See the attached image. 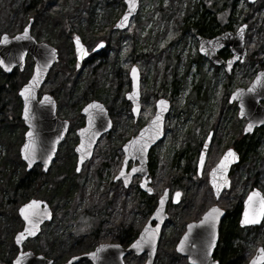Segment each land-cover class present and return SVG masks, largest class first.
<instances>
[{
	"label": "rangeland",
	"instance_id": "rangeland-1",
	"mask_svg": "<svg viewBox=\"0 0 264 264\" xmlns=\"http://www.w3.org/2000/svg\"><path fill=\"white\" fill-rule=\"evenodd\" d=\"M220 1L205 0V4L211 7L213 3ZM180 2L182 17L193 13L199 15L202 10V7L200 11L196 10L199 0ZM174 3L175 0H140L142 15L136 16L127 30L130 35L134 28H138L145 44L144 52L164 53V61L159 60L157 65L170 66L173 72L165 77L164 73L158 75L155 65H152L150 71L145 70V64L141 65L144 109L135 119L125 94L131 89L129 69L133 63L140 66L137 62L140 58L130 56V41L122 38L121 32L113 28L114 22L123 12L124 0H0V34L13 35L33 19L32 35L38 41L48 42L58 49L60 62L52 68L39 94L51 92L57 101L58 116L70 120V130L48 171L44 172L42 166L38 165L27 172L25 163L19 159L26 126L22 125V100L18 91L32 74L34 61L32 56H28L25 68H16L11 74H6L0 67V264H12L18 248L10 238L23 226V222L19 224L17 211L22 203L32 197L47 201L53 210V218L42 226L37 237L24 244V248L45 254L54 260V264L65 261L66 253L70 250L84 252V246L91 250L100 242L94 241L93 237L101 231L100 212L89 210L83 215L91 196L111 194L117 190L121 194L120 200L128 201L129 223L134 221L141 226L148 216V210L151 211L146 203L148 197L139 192L136 181L129 193L119 190L117 183L113 181L117 173L114 163L122 161L121 148L124 142L134 136L153 116L154 105L151 100L155 90L162 92L158 96H169L173 100V107L165 120L164 139L152 151L151 167L157 180L161 171L167 174L165 176L171 177L181 169L187 152L197 147L204 127L207 129L217 121L223 129L225 118L231 120L235 108L226 99L235 87L243 85L253 76L248 77L245 62L236 66L229 75L223 68H216V65L201 56L198 53L196 34L186 32L180 36L174 29L176 26L180 31L182 25L176 23L180 5ZM259 7L264 8V0H258L252 5H246L245 0H235V10L229 16L230 20L227 21L225 11H220L217 15L221 25L227 24L221 31L236 29L248 13ZM192 17L188 24L196 20V17ZM132 27L134 28L131 29ZM74 35H79L90 50L100 40L107 43L103 50L91 54L79 69H75L72 44ZM247 37L250 40L249 45L246 43L249 49L255 44V40L250 39L249 29ZM65 65H68L70 71H74L71 75L63 74L60 67ZM256 65L258 69L264 68V58L258 60ZM167 68L166 72L169 70ZM254 68L255 74L257 67ZM65 77L69 78V82H64ZM171 77L175 82L174 87L171 86ZM91 99L105 104L111 115L113 128L105 139H99L94 151L95 160L101 156L106 165L90 172V168L95 165L92 163L89 169L83 171L82 168L77 173L74 170V146L78 141L76 129L83 123L81 108ZM253 137L259 143L249 154L248 163L237 175L234 203L239 201L246 184L255 174L257 185L264 194V130L257 135L255 133ZM166 158L168 166H165ZM70 165L76 177L69 173ZM82 171L84 176L81 175ZM66 175L70 176V180L65 178ZM22 178L26 182L23 180L24 184L18 186ZM195 183L194 180L189 182L192 185L185 196L189 190L198 193ZM83 188L87 190L85 194H82ZM156 190H159V186ZM106 210L107 214L105 209L101 211L106 216L105 220L112 219L117 227L120 223L110 218L113 210ZM118 212L119 210H115L113 213Z\"/></svg>",
	"mask_w": 264,
	"mask_h": 264
},
{
	"label": "water",
	"instance_id": "water-1",
	"mask_svg": "<svg viewBox=\"0 0 264 264\" xmlns=\"http://www.w3.org/2000/svg\"><path fill=\"white\" fill-rule=\"evenodd\" d=\"M248 2L250 4H254L257 2V0H248ZM124 4H125V8H124L123 13L116 20V22L114 24V29L119 30V31H122V30L129 27L132 18L137 14V12L139 10V0H136V8L134 11H132L128 8V4H127L126 0H124ZM125 12H130V15L127 18V23H125L123 27H117L116 26L117 23L119 21H121V18L124 16ZM32 22H33V20L31 19L30 22L25 26L28 28V36L27 37L15 38V37H20L22 35L25 27L21 32L15 34L13 36H10V35L5 33L7 35V42L6 43H0V61L3 62V63H0V66L7 73H10L13 70V68L16 66H19V68L22 70L25 67L27 55L30 54L33 57L34 68H33L32 75L30 76L29 80L22 86L21 89H23L25 87V85H28L29 82L32 80V77L36 74V70H37L38 66L42 69L40 72L39 78L37 79L36 83L34 85H32V88H31L32 94L29 96V99H28L30 119L27 122H26L25 117H24L25 98H24V96L21 95V89L19 91V94L23 100L22 118H23L26 126L28 127L27 131L25 132V140L21 146V150H22L24 144L29 140V137L26 134L30 130L33 133V139L35 141V156H36V158L33 160L31 167H29L28 161L24 159V155H23L21 150H20V153H21V158L26 163L27 171H31V169L34 167V165L38 164V163L42 164L44 171H47L48 168L50 167L52 161L54 160V158L56 156L59 144L66 137V134H67V131L69 128V121L65 120V119H60L57 117V115H56V100L54 99L52 94L45 93L40 97V100H38V90L40 89V87L44 83V81H45L46 77L48 76V74L50 73L52 67L58 62L59 58H58V51L53 45H51L47 42H38L31 35ZM247 26L248 25L246 23H243L235 31L227 30V31L219 33L213 37H205L202 35H197V39L199 42L198 52L200 53V55L204 56L205 58L210 60L212 63H214L216 65H222L225 68L227 73H231L234 66L238 62H243L246 55H247V48L245 46V32H246ZM5 34H2L1 37H3ZM76 37H79V36H76ZM74 38H73L72 42H73V47H74L75 56H76V60H77L76 66H77V68H79L82 65V62L89 56V51H88L87 46L83 43L81 37H79L81 43L84 46V50L87 52V55H84V56H81L80 58H78V54L76 51V43H75ZM105 45H106V42L103 41L102 46L99 48H97L95 46L93 48V51L98 52V51L102 50L105 47ZM226 47L230 48V50L232 52V56L228 57L227 59H224L219 55V52ZM202 48H203V51L201 50ZM53 49H55V58L54 59L52 58V50ZM21 56H23V59H21ZM49 61H50V63H49ZM45 65H46V67H45ZM133 66H135V68L137 69L136 90H137L138 94L134 99H129L128 94L133 91V75H132ZM133 66L129 70V76L131 79L132 89H131V91H129L126 94V98L131 102L132 112H133L135 118H137L139 116L140 109H141L140 69L136 65H133ZM261 73H264V68L257 71L255 77L253 78V80L250 82V84L247 87H237L230 94V97H229L230 103H233L234 101L237 102V105L239 108V111H238L239 117H245L247 119V123L244 127V133L245 134L252 133L255 130V128L264 125V104L261 103L262 101H264V77H262L260 82L255 83V84L253 83L254 81H256L257 76H259ZM249 89H252V90L249 91ZM234 93L236 94L235 97L233 96ZM46 97H48L50 99H45ZM159 100L167 101L166 109H164L161 112L162 119H161V123H160V134L158 136H156L155 139L151 140L148 143L147 150L145 152H143L142 154L140 152L135 151L134 149L130 148L129 154L126 155L125 148H124L125 144H127L129 141L133 140L135 137L140 136L141 130L147 128V126L150 124L152 118L156 115L157 101H159ZM93 102H96L97 104L102 105L103 111H101L100 109L91 108V109H89L88 112H85L84 109L89 104H91ZM135 105H138V110L134 112L133 107ZM155 107H156V110H155L154 116L151 117L149 119V121L144 126L141 127V129L139 130V132L135 136L131 137L123 145L124 160H123V164H122L121 168H123L124 172L126 174H128L127 183H125L124 177L121 176V174H120L121 168L115 177V181L118 179H122L125 187H129L131 182H132L133 177L135 175H140V176H142V180L140 182V188L146 192H148L147 191L148 188H151L153 190V188L150 186L152 178L149 177V168H148L149 152L164 136L165 117H166V114L168 113V111L170 110V107H171L170 100H168L164 97L158 98L156 100ZM242 109H243V115H241ZM81 112L85 116V125L78 128L76 131L77 135L79 137V141L75 146V152L77 155V161H76V171L77 172H79L81 170L83 164L87 160H90L92 158L94 148H95V145H96L98 139L103 134H105L106 132H109L113 126V123H112V120L110 118V115H109L107 108L99 100L89 101L88 103H86L84 105ZM90 115H91V123L89 122V116ZM250 123L252 125L251 131L246 132L245 128ZM81 129H88V131H86L84 133L83 139L85 140L86 145L89 142L91 144L90 148H86V151L89 154L84 155L83 160L80 159L82 153L77 151V147L81 144V139H82L81 132H80ZM148 131H149V135H150L151 130L149 129ZM96 133H98V134H96ZM212 134H213L212 131H210V133L208 134V136H207V138H206V140H205V142L201 148L199 160H198V170L199 171H201V169L205 163L206 155H207L210 143H211ZM144 139H147V136H145ZM229 149H232L233 152H235L236 159L232 160V162L228 165L226 173H224V175L226 176L229 183L227 186L222 187L220 189V194L223 192L224 189H229V187H230V179L228 177L229 170L233 164H236L239 162L238 153L233 148H229ZM227 151H228V149L224 152V154ZM202 152L204 154L203 165L200 164V156H201ZM224 154L222 155V157L224 156ZM49 156H50V159H48ZM46 159H47V166H45V160ZM130 160H133L134 162L137 160L139 163L134 164L128 170V163ZM133 167L137 168L138 170L136 172H132L131 170ZM215 167L216 166H214L213 168H215ZM77 169H79V170H77ZM212 169L210 171V184L213 188V184H212L213 176L211 175ZM217 179L219 180V173H217ZM142 183H144V187L141 186ZM254 189L259 191L262 194V192L258 188H253L252 190H254ZM166 190H167V196L164 200L162 211L160 213L161 218L157 219L156 216L153 215V213H155L156 209L158 207H160V198H161V196L165 195V191L159 197L158 205H157L156 209L154 210V212L150 216L148 222L145 224V225H149L152 228H155V226L152 225V221L156 220L157 223L160 225L159 230H158L157 235H156V243H155L154 248L149 244L141 245V249L139 251H137L136 248L132 247V245L140 238V235L145 228V226H144L143 229L140 231L138 237L134 241H132L127 247H124L122 244H119V243H100L93 250H91L87 253L72 256L63 264H77L84 259H89L93 264H125L124 257L126 255H128L130 253H135L137 255H140V254H143L145 252L147 253V259H146L144 264H154L162 225H163L164 220L168 217V215L166 213V208H167V203L169 201V190L168 189H166ZM213 190H214V188H213ZM178 192L180 193V196L176 200L173 199L174 203H178L180 200L181 191H178ZM148 193L152 194L153 191L148 192ZM214 193L217 197L220 195V194L217 195L215 190H214ZM247 197H248V195H247ZM247 197H246V199H247ZM33 200L41 202L36 209L41 214L38 217V221H39L37 224L38 230L35 231V235L25 234L24 239L21 240V242L19 244H17L16 243L17 234L23 232L24 228L26 226L30 227L28 222L25 221L24 217L21 215L20 209L25 204H28L29 202H31ZM212 207H216V208H219L221 210L220 215L216 221V229H215V231H216L215 243H216V241H217V226H218V223L220 222V220L222 219V217L224 216L225 212L223 209H221L218 206H212ZM208 210L206 212H208ZM243 212H244V210H243ZM18 213H19L21 219L23 220L24 225H23L22 230L18 231L14 236V241H15V244L19 248V252L17 253L16 257L13 259L12 264H15L17 256H20L21 253L24 254L21 257V264H52L53 261L51 259L45 257L42 254H35L32 250H24V247H23L24 243L29 238H34L37 235H39V233L41 231V226L45 222L51 221L53 215H52V210H51L49 204L44 200L32 198L19 207ZM242 217H243V214H242ZM203 219H204V216L202 217L201 220H203ZM262 219H263V217L260 219L259 223L249 224V225H259L261 223ZM201 220L198 222H191L188 224L187 230H186L185 234L183 235V237L181 238V240L179 241L178 245H180L181 241L183 240L184 241L183 249L191 248L190 254H193L194 258H195V259L191 260V262L199 263V264H213V262L211 261V258H210V251L207 250L208 257L205 260H203L201 255L199 256V253L201 254V249L205 246V244L208 243V245H209L211 243V228H210L208 223L201 224ZM204 230H205V233H204V235H202V232ZM205 235H207L206 239H204ZM214 244H211V247ZM178 245H177V250H178ZM258 249H263V248L258 247ZM257 250H256L254 256L258 255ZM178 251H180V250H178ZM180 252H184V251H180ZM252 258H251V260H252ZM250 261L248 264H250ZM263 263L264 262H262V264ZM215 264H216V262H215Z\"/></svg>",
	"mask_w": 264,
	"mask_h": 264
},
{
	"label": "flooded vegetation",
	"instance_id": "flooded-vegetation-1",
	"mask_svg": "<svg viewBox=\"0 0 264 264\" xmlns=\"http://www.w3.org/2000/svg\"><path fill=\"white\" fill-rule=\"evenodd\" d=\"M241 22L248 24V21L245 17L241 20ZM245 40L246 42L248 41L246 37ZM250 48L251 47H249V49L247 48V55L244 61L239 62L236 65L238 66L241 63L245 62L246 70H248V77H252V68L250 67L251 65H247V63H251L249 62ZM219 55L222 58L227 59L228 57L232 56V52L229 47H226L219 52ZM236 66H234V68ZM215 67L224 69L222 65ZM252 78H248L243 85H238L237 87L248 86ZM169 100L171 101V107H173V100ZM261 103L264 104V101H262ZM231 104L235 108V113L233 114V116H231V120H229V118H225L226 120L224 121L223 129L222 125L216 123L217 121L215 123H211V125H209L207 129L206 127H204L203 133L199 139L197 147L193 151L191 150L189 153L187 152V158L184 159V163L181 165V169L176 172L175 175H172L171 177L169 176L166 179L160 173V176L157 180V175L153 173L151 167L152 151L154 148H156L157 145H160L162 141H160L154 148H152L149 153L148 168L150 176L152 177L151 186L153 187L154 193L148 194L138 188L140 190L139 192H141L143 196L149 198L146 203L148 204V201H150V205L148 206L151 211L148 210V217L146 218V220L150 217L154 209L157 207L158 197L162 194H160L159 191L163 192L164 188H168L170 194L166 208L168 217L164 220L162 225L154 264H199L191 262V260L195 259L194 255L190 254L191 248L183 249L184 252H180L177 250V245L185 234L188 224L191 222L200 221L206 211L212 206H218L225 212L224 216L222 217L217 226V241L211 247L210 250V258L212 262H216V264H248L259 246H262V248L264 249V217L262 219L261 224L259 225L242 226L240 224V220L242 218L244 210V201L248 193L255 187L260 189V187L257 185L258 180L255 177L256 174L253 175L251 180L246 184L243 192L241 193V196H239V201L237 203L233 202L235 199L234 196L237 195L235 193V182L237 175L242 170L241 168L248 163L249 154L252 152L253 148L257 146V143H259L258 140H253V135L255 133L257 135L258 133L263 132L264 125L255 128L252 133L245 134L244 127L247 123V119L245 117H239V109L236 102H233ZM153 109L155 111L154 107ZM167 117L168 114L166 118ZM82 118L83 125L85 117L82 115ZM228 120L229 123L227 122ZM210 131H212L213 133L211 143L206 155L205 163L201 171H199L198 160L200 151ZM229 148H233L238 153L239 162L233 164L229 170V189L223 190V192L217 197L210 184V171L219 162L224 152ZM165 166H168L167 158L165 159ZM181 179L185 180L182 182ZM140 180L141 177L136 176L134 177L132 184L136 181V184L139 187ZM191 180L196 181V186L194 187H196L198 193L190 192L189 190L188 194L185 196V193L192 185H189V182H191ZM116 183L119 190H123L122 180H118L116 181ZM163 183L165 184V187L160 186ZM158 186L159 190L157 191L156 187ZM177 191H181V197L178 203H174L173 195ZM157 193H159L158 196L156 195ZM150 197L152 198L151 200ZM178 205L180 206L178 207ZM105 213L107 214V211H105ZM105 217L106 216L103 214L101 216V221H103ZM101 221L100 224H102ZM116 223L120 224H118V226L116 227L114 221L112 219H108L102 232H116V234H112L111 236L114 235V238H116L117 240L106 242H115L123 244L125 238H123L122 222L121 220L117 219ZM156 224L157 221L153 220L152 225L154 226ZM115 228H118V230ZM168 228L169 233H167ZM204 233L205 230L202 232V235H204ZM206 238L207 235L204 236V239ZM123 245L127 246V244ZM208 246V243H206L205 246L201 249V254L199 253V256L201 255L203 260L207 259L208 257ZM143 255L146 259L147 254L144 253ZM129 256H131L134 260L135 254H130Z\"/></svg>",
	"mask_w": 264,
	"mask_h": 264
},
{
	"label": "snow or ice",
	"instance_id": "snow-or-ice-1",
	"mask_svg": "<svg viewBox=\"0 0 264 264\" xmlns=\"http://www.w3.org/2000/svg\"><path fill=\"white\" fill-rule=\"evenodd\" d=\"M127 4H128V8L132 11L135 10L136 8V0H126ZM130 15V12H125L124 16L121 18V21H119L117 23V27H123L125 23H127V18ZM28 36V28L25 27L24 32L22 33V35L20 37H15V38H22V37H27ZM75 43H76V51L78 54V58H80L81 56L87 55V52L84 50V46L80 41L79 37H75ZM7 42V35L5 34L3 37H0V43H6ZM103 44V41H100V43H98L96 45L97 48L101 47ZM203 51V48L201 49ZM52 58H55V49L52 50ZM21 59H23V56H21ZM0 63H3L2 61H0ZM50 63V61H49ZM230 63V62H229ZM46 67V65H45ZM41 68L38 66L37 70H36V74L32 77V80L29 82L28 85H25V87L23 89H21V95L24 96L25 98V105H24V117L26 122L29 121L30 117H29V104H28V99L29 96L32 94L31 92V88L32 85H34L37 81V79L39 78L40 72H41ZM136 73H137V69L135 68V66H133L132 68V75H133V91L131 93L128 94L129 99H134L137 96V90H136ZM262 77H264V73H261L259 76H257L256 81H254L253 83H258L261 81ZM252 89H249V91H251ZM235 93L233 94V96L235 97ZM45 99H50L48 97H46ZM167 106V101L164 100H159L157 101V111H156V115L152 118L150 124L147 126L146 129H142L141 130V135L138 137H135L133 140L129 141L127 144H125L124 148H125V153L126 155L129 154V149L132 148L135 151L140 152L141 154L143 152H145L147 150L148 147V143L155 139L156 136H158L160 134V123H161V112L166 109ZM91 108H96V109H100L101 111H103V106L97 104L96 102H93L91 104H89L84 111L88 112L89 109ZM138 110V105H135L133 107V111H137ZM241 115H243V109L241 110ZM89 122L91 123V115L89 116ZM252 125L251 123L245 128V131H251ZM151 130V134L149 135V131ZM88 131V129H81V144L77 147V151L81 152V157L80 159L83 160L84 155L89 154L86 151V148H90L91 144L90 142L86 145L85 144V140L83 139L84 137V133ZM98 134V133H96ZM29 137V140L24 144L23 148H22V153L24 155V159L28 161V165L29 167H31L33 160L36 158L35 156V141L33 139V133L31 132V130L26 134ZM147 136V139H144V137ZM48 159H50V156L48 157ZM236 159V154L235 152H233L232 149H228V151L224 154V156L220 159L219 163L216 165L215 168L212 169V173L211 175L213 176V180H212V184H213V188L216 191V194L219 195L220 194V189L222 187H225L228 185V180L226 178V176L224 175V173H226L228 165L232 162V160ZM203 161H204V154L203 152L201 153L200 156V164L203 165ZM45 166H47V159L45 160ZM79 170V169H77ZM138 169L133 167L132 168V172H136ZM217 173H219V180L217 179ZM120 174L121 176L124 177L125 179V183H127L128 180V174H126L123 170V168H121L120 170ZM142 187H144V183L141 184ZM148 192H152L153 190L151 188L147 189ZM167 196V190H165V195L161 196L160 198V207H158L156 209V212L153 213L154 216H156L157 219H160V213L162 211V207L164 204V200ZM180 196V193L177 191L174 196L173 199L176 200L178 199ZM41 202L39 201H31L28 204H25L23 207H21L20 209V213L21 215L24 217L25 221L28 222V224L30 225V227H25L24 231L21 233H18L16 236V243L19 244L21 242V240L24 239L25 234L28 235H35V231L38 230L37 229V224H38V217L41 215L36 209L38 207V205ZM221 210L219 208L216 207H212L208 210V212H206L204 214V219L201 220V224L204 223H208L210 228H211V243L208 246V251L211 250V244L215 243V239H216V221L220 215ZM264 217V194H261L259 191L257 190H252L249 194L247 199L244 201V212H243V217L240 220V224L243 225H249V224H255V223H259L260 219ZM160 225L157 223L155 225V228L150 227L149 225H145V228L143 230V232L140 235V238L132 245V247L136 248L137 251H139L141 249V245L143 244H149L151 245L153 248L155 247V243H156V235L157 232L159 230ZM187 235V234H186ZM183 244L184 241H181V244L178 245V250L183 251ZM258 255L254 256L252 258V260L250 261V264H262V262H264V249H258L257 250ZM24 254L21 253L20 256H17L15 264H21V257ZM94 255V254H93ZM213 264H215V262H213Z\"/></svg>",
	"mask_w": 264,
	"mask_h": 264
},
{
	"label": "trees",
	"instance_id": "trees-1",
	"mask_svg": "<svg viewBox=\"0 0 264 264\" xmlns=\"http://www.w3.org/2000/svg\"><path fill=\"white\" fill-rule=\"evenodd\" d=\"M177 1L178 2H176V0H175L174 5H176L177 3L180 5V3H182V2H180V0H177ZM245 3H246V5H248L246 0H245ZM197 5H198V8L196 9L197 12L200 11V9L202 7V10H201L199 15H195L193 13L190 16L187 15L184 17H182L180 15L183 11L181 8V5L178 7L179 8V10H178L179 14L176 18V23H180L182 25L180 27V31L177 29L176 26L174 27V29L180 33V36H183L186 32H190L191 34L197 33V34H201V35H205V36L215 35V34L219 33L223 28L226 27L225 24H222V25L220 24L219 19L217 17L218 13L220 11L227 12L225 15H228V19H227V21H228V20H230L229 16L235 10V0H221L220 2L213 3L211 7H208L205 4V0H199ZM190 7L191 6L189 5L188 8H190ZM192 9H193V7H192ZM141 15L142 14L140 12L138 17H140ZM191 16H193L192 19L194 17H196V20L194 22H192L191 24H188V21L190 20ZM245 18L249 23L250 39L255 40V44L253 46H251V48H250L249 62H251V63L250 64L247 63V65H249V66L251 65L250 67L252 68V71H254L255 70L254 67H258L256 65V62L258 60L264 58V8L259 7L256 11L248 13L245 16ZM133 28L134 27H132L131 29H133ZM121 34L123 35L122 38H125V39L130 41V45H129L130 46V56L133 58L138 56L140 58V60L137 61L138 63H140V68H141V65L145 64L146 65L145 70L150 71L152 65H155L157 71L159 72L158 75H162L164 69H166L167 67H169V69L171 70L170 66H166L164 68L160 65H157V62L159 60L164 61V59H163L164 53L151 52L150 54H148V53L144 52L145 44L142 42L141 31L138 28H134V30H132V33L130 35L128 34L127 30L121 32ZM248 43H250L249 39H248ZM165 55H167V54H165ZM168 55H169V53H168ZM60 69L62 70V72L65 76L67 74L71 75L74 72V71H70L68 65H65L64 67H60ZM171 73L173 74L172 71H171ZM64 82L65 83L69 82V78L65 77ZM170 82H171V86L174 87L175 82L172 80V77H171ZM146 88L148 89L147 85H146ZM158 94H162V92L159 93L158 90L157 91L155 90L153 97H155L154 95H158ZM226 101H227V99H226ZM220 109L221 110L223 109V107L221 105H220ZM92 163H95V165L93 167H91L92 172L96 171V169L103 168L104 165H106V161H104V159H102V157H99V159H97V160H95V157H94L89 162V164H87L85 166L84 170L89 169V166ZM117 163H114L115 167H116L115 170L118 168ZM70 166L71 167H69V173H72L73 176L76 177V174L74 173V171H72V169H73L72 165H70ZM83 171H82L81 175H83ZM161 174L164 176L167 175L163 171L161 172ZM168 177L169 176H165V178H168ZM24 178L21 179V182L19 183L18 186L22 185L23 180H25ZM65 178H67V180L68 179L70 180V176L67 177V175H66ZM24 182H26V180ZM182 182H183V180H182ZM123 191H125V192L127 191L128 193L130 192V190H126V189H123ZM86 192H87V190H85V188H83L82 194H85ZM120 198H121V194L119 192H117V190H116V192H112L111 194L102 193L98 196L95 195V197L91 196L89 198L90 199L89 204L85 207V211H84L83 215L86 214L89 210H93L95 212H98L96 210H100V209H101V211H103L104 209H105V211H107L106 209H110V210H113V212L115 210H119V212L117 214H114L113 212H111L110 218H113L116 220L118 218H121L122 227H123V238H125V240L123 241V244H128L137 235L138 230H139V225H136L134 221H132V223H129V220H128L129 210L127 209L128 201L124 200L122 202L120 200ZM151 199L152 198L150 197V200ZM148 200H149V198H148ZM154 204H155V202H154ZM148 205H150V201H148ZM99 214H100V216L103 215V213H99ZM105 219L106 218H104V220L101 221L102 224H100V227H101L100 233L96 234L95 236L93 234H91L94 237V241L95 240L96 241H116L117 240L116 238H114V235L111 236L112 234H116V232H111V233L105 232V231L102 232V230H103V228L107 222V220H105ZM18 220H19V224L22 223L21 220L19 219V217H18ZM115 229L118 230V228H115ZM13 236H14V234L11 236L10 241H13L12 240ZM83 248H84V251L89 250L88 246H84ZM71 251L72 250L68 251L67 252L68 254L66 253L65 260L74 254L82 253L80 251H74V252H71ZM8 262L9 261H6V263H8ZM85 262L90 264L88 261H85ZM142 263H143L142 257H138V258L134 257L133 262H131V264H142Z\"/></svg>",
	"mask_w": 264,
	"mask_h": 264
}]
</instances>
